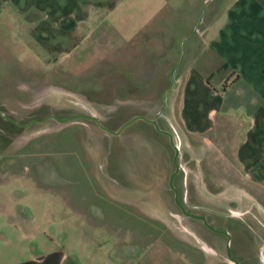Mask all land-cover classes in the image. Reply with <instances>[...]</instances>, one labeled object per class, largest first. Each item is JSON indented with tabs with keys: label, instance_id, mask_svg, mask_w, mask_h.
Instances as JSON below:
<instances>
[{
	"label": "crops",
	"instance_id": "obj_1",
	"mask_svg": "<svg viewBox=\"0 0 264 264\" xmlns=\"http://www.w3.org/2000/svg\"><path fill=\"white\" fill-rule=\"evenodd\" d=\"M2 22L18 27L16 63L27 79L19 82L25 86L22 93L19 83L1 87L6 91L1 96L16 101L10 114L33 98L29 75L49 72V63L58 60L61 66L73 61L75 74H96L99 80L83 82L87 92L80 96L108 117L52 131L5 127L0 264H65L62 252H27L35 219L29 204H20L31 200L14 196L12 184L52 183L54 169L46 153L66 147H76L86 178L104 202L143 217L154 215L147 213V194L153 196L149 201H161L156 196L166 185L175 201L180 196L174 139L186 153L194 145H230L243 179L264 195V0H0ZM11 116L5 118L9 126L19 120ZM227 131L232 145L221 141ZM22 136L26 141H19ZM58 204L57 212L43 205L41 223L68 224L76 231L67 207Z\"/></svg>",
	"mask_w": 264,
	"mask_h": 264
},
{
	"label": "rangeland",
	"instance_id": "obj_2",
	"mask_svg": "<svg viewBox=\"0 0 264 264\" xmlns=\"http://www.w3.org/2000/svg\"><path fill=\"white\" fill-rule=\"evenodd\" d=\"M200 27L198 23L196 29ZM17 32L15 24H0V113L3 115L0 135H4L5 127L20 130L29 126L28 132L39 128L52 131L62 126L88 124L95 116L108 117L96 113V107L85 104L80 96L87 92L81 89L83 82L99 80L96 74L92 77L86 72L75 74L73 61L61 66L58 60L49 63V72L35 70L29 75L35 87L33 98L25 101L26 97H19L18 101L25 103L17 104V114H10L14 110L11 104L16 101L1 96L6 92L1 87L27 80L25 71L16 63L20 57ZM58 84L64 90L58 89ZM41 87L43 91L36 90ZM18 89L22 93L25 86L19 83ZM46 92L49 95L43 97L41 94ZM45 101L49 105L41 106ZM9 116H17L18 122L9 126L5 120ZM229 135L228 131L223 133L222 143L232 145L234 138ZM26 139L22 136L19 141ZM172 145L177 154L173 166L178 173L180 196L175 201L173 191L165 190L166 185L161 195L156 196L161 201H149L153 196L147 194L150 207L147 213L154 215L146 217L117 202H104L86 178L76 147L46 153L54 169L52 183L38 187L20 181L12 184L14 196L31 200L20 204L22 207L29 204L35 219L28 232L34 243L27 252L33 255L62 252L67 258L65 264H264V195L243 179L230 145L220 147L216 142L205 143L204 147L194 145L189 153L179 146L177 139ZM37 197L44 198L42 204L35 201ZM59 201L69 210L66 216L77 225L76 231L68 224L41 223L43 205L57 212L61 210ZM176 202L187 213L203 216L216 232L183 214ZM21 211L18 207L19 215Z\"/></svg>",
	"mask_w": 264,
	"mask_h": 264
},
{
	"label": "flooded vegetation",
	"instance_id": "obj_3",
	"mask_svg": "<svg viewBox=\"0 0 264 264\" xmlns=\"http://www.w3.org/2000/svg\"><path fill=\"white\" fill-rule=\"evenodd\" d=\"M178 207H179V210L185 214L186 216L190 215L192 219L194 220H197V221H200L202 223V225L208 229L209 231H213V232H216V230H214L212 227H210L206 222H205V219L203 216L201 215H195V214H190V213H187L183 208L181 209V205L179 203H177ZM189 216V217H190Z\"/></svg>",
	"mask_w": 264,
	"mask_h": 264
},
{
	"label": "water",
	"instance_id": "obj_4",
	"mask_svg": "<svg viewBox=\"0 0 264 264\" xmlns=\"http://www.w3.org/2000/svg\"><path fill=\"white\" fill-rule=\"evenodd\" d=\"M176 155H177V154H176V152H175V157H176ZM175 173H176V167H175ZM176 203H177V202H176ZM188 216H190V215H188ZM190 217H191V216H190Z\"/></svg>",
	"mask_w": 264,
	"mask_h": 264
}]
</instances>
